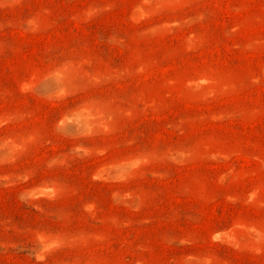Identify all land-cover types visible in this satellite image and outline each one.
Listing matches in <instances>:
<instances>
[{
    "label": "rangeland",
    "instance_id": "rangeland-1",
    "mask_svg": "<svg viewBox=\"0 0 264 264\" xmlns=\"http://www.w3.org/2000/svg\"><path fill=\"white\" fill-rule=\"evenodd\" d=\"M0 264H264V0H0Z\"/></svg>",
    "mask_w": 264,
    "mask_h": 264
}]
</instances>
